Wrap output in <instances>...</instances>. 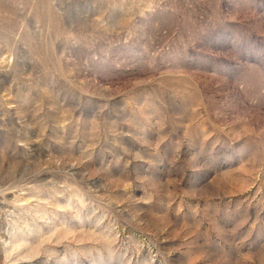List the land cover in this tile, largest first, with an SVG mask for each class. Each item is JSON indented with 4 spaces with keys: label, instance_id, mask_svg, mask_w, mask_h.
Masks as SVG:
<instances>
[{
    "label": "rangeland",
    "instance_id": "374dc122",
    "mask_svg": "<svg viewBox=\"0 0 264 264\" xmlns=\"http://www.w3.org/2000/svg\"><path fill=\"white\" fill-rule=\"evenodd\" d=\"M0 264H264V0H0Z\"/></svg>",
    "mask_w": 264,
    "mask_h": 264
}]
</instances>
